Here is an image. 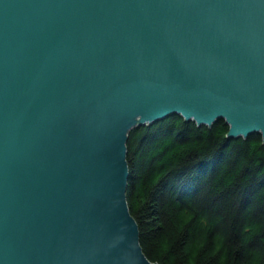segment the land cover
I'll use <instances>...</instances> for the list:
<instances>
[{
  "label": "water",
  "instance_id": "obj_1",
  "mask_svg": "<svg viewBox=\"0 0 264 264\" xmlns=\"http://www.w3.org/2000/svg\"><path fill=\"white\" fill-rule=\"evenodd\" d=\"M174 114L264 141V0H0V264H158L127 141Z\"/></svg>",
  "mask_w": 264,
  "mask_h": 264
},
{
  "label": "trees",
  "instance_id": "obj_2",
  "mask_svg": "<svg viewBox=\"0 0 264 264\" xmlns=\"http://www.w3.org/2000/svg\"><path fill=\"white\" fill-rule=\"evenodd\" d=\"M171 115L128 135L127 203L158 264H264V141Z\"/></svg>",
  "mask_w": 264,
  "mask_h": 264
}]
</instances>
